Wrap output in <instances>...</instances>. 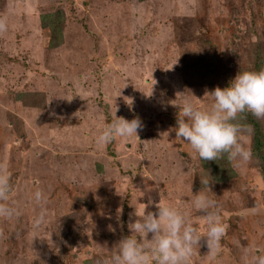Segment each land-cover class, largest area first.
Segmentation results:
<instances>
[{
  "label": "rangeland",
  "instance_id": "374dc122",
  "mask_svg": "<svg viewBox=\"0 0 264 264\" xmlns=\"http://www.w3.org/2000/svg\"><path fill=\"white\" fill-rule=\"evenodd\" d=\"M41 16L62 23L58 47H48ZM0 18V162L20 211L0 220V264H98L131 235L134 206L155 212L160 196L205 233L191 199L206 175L172 131L177 109L167 102L186 93L208 110L206 89L264 69V0H0ZM115 115L143 127L98 145ZM248 120L237 122L250 129L242 135L251 159L224 164L227 181L204 189L227 229L221 251L201 246L191 264H244L248 246L249 260L264 251V120ZM37 190L47 198L38 229Z\"/></svg>",
  "mask_w": 264,
  "mask_h": 264
},
{
  "label": "clouds",
  "instance_id": "9594fccd",
  "mask_svg": "<svg viewBox=\"0 0 264 264\" xmlns=\"http://www.w3.org/2000/svg\"><path fill=\"white\" fill-rule=\"evenodd\" d=\"M6 31L7 22L0 18V34ZM142 92L149 98L153 95V91L151 95ZM181 96L183 99L177 103ZM208 96L213 101L208 110L198 108L187 98L186 93L177 92V98L167 102L177 109L176 126L172 129L176 138L187 142L201 161L226 160L234 168L238 164L247 163L252 153L243 142L242 133L250 129L237 121L245 113L257 120H264V69L239 71L227 87L217 86L212 91L206 89L204 97ZM142 127L138 118L129 121L115 115L97 136L96 142L98 145H106L117 138L130 139L138 136ZM200 183L201 190L192 197L191 203L206 221L205 233L202 234L186 214L163 203V197L160 196L159 202L154 205L155 212L146 211L149 206L147 204L143 209L133 205L135 210L129 213L127 222L131 235L121 238L112 248L111 257L98 264H191L197 248L201 246L207 247L206 255H218L227 229L216 201L204 192V189L210 188V180L202 176ZM12 193L5 159L0 162V220L7 221L20 215L19 209L8 203ZM116 194L123 197L118 190ZM34 200L41 205V211L33 221V227L38 229L46 222L47 212L43 206L47 198L41 190H37ZM116 219L120 222L119 209ZM108 229L114 231L111 224ZM253 251L251 245L243 251L244 264H264V251H256L249 260Z\"/></svg>",
  "mask_w": 264,
  "mask_h": 264
},
{
  "label": "trees",
  "instance_id": "16d2710c",
  "mask_svg": "<svg viewBox=\"0 0 264 264\" xmlns=\"http://www.w3.org/2000/svg\"><path fill=\"white\" fill-rule=\"evenodd\" d=\"M47 18V16H46ZM45 16H41V25L42 27H49L50 29V38H49V42H48V47L49 48H56L58 47L59 44L62 43L63 41V34H62V29H61V22L59 19L54 20L51 22H48L46 20ZM62 34V35H61ZM250 118H254L251 114L249 113H245L242 114V116L239 118L242 121H239L240 123L243 124H247V125H252L248 119ZM255 120H257L256 118H254ZM254 124V121H253ZM260 125L257 126L256 125V131H259ZM253 135V140L256 142V147L253 148L255 149L257 152L261 151V139L259 138V136L257 134ZM199 161L201 162V167L204 169L202 171V174L206 175L207 178H210L213 182L211 183H220V182H226L227 181V172H226V167L227 166H223L224 164H227L228 162L226 160H220V161H201L199 159ZM225 171V172H224ZM214 172V173H213ZM213 174V176H212ZM212 176V177H211Z\"/></svg>",
  "mask_w": 264,
  "mask_h": 264
}]
</instances>
